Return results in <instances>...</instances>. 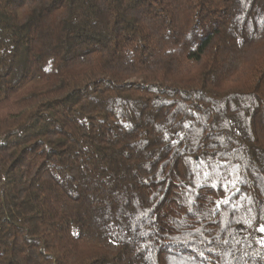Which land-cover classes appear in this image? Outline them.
<instances>
[{
	"label": "trees",
	"instance_id": "16d2710c",
	"mask_svg": "<svg viewBox=\"0 0 264 264\" xmlns=\"http://www.w3.org/2000/svg\"><path fill=\"white\" fill-rule=\"evenodd\" d=\"M264 0H0V264H264Z\"/></svg>",
	"mask_w": 264,
	"mask_h": 264
},
{
	"label": "snow or ice",
	"instance_id": "6c2138e0",
	"mask_svg": "<svg viewBox=\"0 0 264 264\" xmlns=\"http://www.w3.org/2000/svg\"><path fill=\"white\" fill-rule=\"evenodd\" d=\"M260 231L264 232V228H261Z\"/></svg>",
	"mask_w": 264,
	"mask_h": 264
}]
</instances>
